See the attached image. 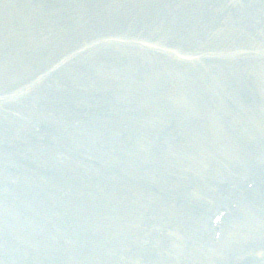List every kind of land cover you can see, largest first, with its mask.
<instances>
[{"label": "rangeland", "instance_id": "374dc122", "mask_svg": "<svg viewBox=\"0 0 264 264\" xmlns=\"http://www.w3.org/2000/svg\"><path fill=\"white\" fill-rule=\"evenodd\" d=\"M27 1L0 0V264H24L25 245L45 246L43 264H72L78 245L72 239L59 245L66 231L51 209L84 216V204L101 193L121 208L139 202V213L112 241L132 252L131 259L138 257L136 264H264V5H252L243 16L254 25L239 39L243 48L214 49L220 57L192 72L120 42L200 49L197 40H182L166 22L149 17L155 0H74L64 41L69 48L93 45L53 71L51 83L41 80L22 91L64 56L40 55L30 49L32 35L24 41L16 35L14 25L26 22V12L37 15L41 3L55 7L52 0ZM12 9L20 15L14 22L7 18ZM51 24L34 23L42 32L33 38L45 40L49 31L56 37ZM108 36L115 40H103ZM224 58L235 64L219 70L216 62ZM13 61L17 70L6 66ZM180 88L193 89L189 103L178 101L174 90ZM225 183L245 197L241 206L210 231L215 244L188 246L212 218L209 211L201 215V207L220 203L218 186ZM30 199L35 203L25 211L27 221L42 222L30 233L38 242L14 236L15 228L5 233L7 218L26 215L20 205L14 217L11 207ZM90 220L89 228H97ZM57 228L50 244L42 230Z\"/></svg>", "mask_w": 264, "mask_h": 264}]
</instances>
